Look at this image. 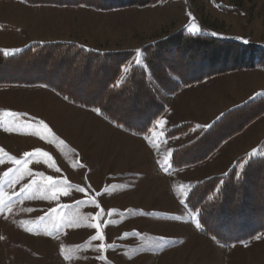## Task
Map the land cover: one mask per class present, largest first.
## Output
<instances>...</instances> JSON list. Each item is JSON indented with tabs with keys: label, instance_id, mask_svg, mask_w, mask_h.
I'll list each match as a JSON object with an SVG mask.
<instances>
[{
	"label": "rangeland",
	"instance_id": "rangeland-1",
	"mask_svg": "<svg viewBox=\"0 0 264 264\" xmlns=\"http://www.w3.org/2000/svg\"><path fill=\"white\" fill-rule=\"evenodd\" d=\"M223 1L237 8L227 10L229 16L198 9L206 22L236 34L223 38L264 45V0ZM30 5L0 0V52L14 53L39 39L123 51L127 45L140 46L177 32L175 18L145 6L117 8L101 18L93 10L78 16L75 5ZM21 13L39 23L26 25ZM97 27L102 28L98 34L93 31ZM246 72L251 71H225L219 74L227 75L210 80L207 88L187 90L172 100L173 119L163 123L159 115L142 135L116 127L98 110L76 106L46 86L0 85V264H264V231L239 243L221 244L200 232L196 215L184 203L197 180L224 174L235 164L236 159L229 164L233 147L221 145L197 164L172 168L171 151L201 132L194 137L182 133V140L162 133L187 114L210 119L221 111L229 94L220 92L206 100L201 97L207 89L216 92L231 81L229 104L248 96L257 86ZM152 86L162 101V91ZM193 98L200 103L195 112L181 114L180 106L186 110ZM204 102L212 109L202 106ZM140 140L150 145V154Z\"/></svg>",
	"mask_w": 264,
	"mask_h": 264
},
{
	"label": "trees",
	"instance_id": "trees-1",
	"mask_svg": "<svg viewBox=\"0 0 264 264\" xmlns=\"http://www.w3.org/2000/svg\"><path fill=\"white\" fill-rule=\"evenodd\" d=\"M164 1L23 0L31 5H83L98 10ZM140 52L143 65L130 67L120 79L122 66L134 55L133 50L100 52L69 41L33 42L11 54L0 52V85L46 86L76 106L98 110L116 127L142 135L165 111L152 83L162 92L174 94L185 85L225 71L264 70L263 44L206 33L179 30L142 46ZM222 113L196 138L171 151L172 168L207 159L264 115V93ZM192 125L183 122L170 127L166 136L185 133ZM186 193L185 206L196 215L200 232L221 244L251 239L264 231V154L241 156L224 174L197 180Z\"/></svg>",
	"mask_w": 264,
	"mask_h": 264
},
{
	"label": "crops",
	"instance_id": "crops-1",
	"mask_svg": "<svg viewBox=\"0 0 264 264\" xmlns=\"http://www.w3.org/2000/svg\"><path fill=\"white\" fill-rule=\"evenodd\" d=\"M197 3L198 4L196 5V0H165L163 3H157L154 5L145 6V8H151V9H153V11L156 10L157 12H160V13H162V11H166L165 14L170 16L169 19L175 18L177 21V25H175L174 31L184 30L185 32H189L192 34H200V33L205 34L206 33V34L216 36V37H221V38H223V36L228 37V35L234 34V32H231L232 34L230 32H228L229 29L223 30V29L216 27L215 26L216 24L206 22L205 18L203 17V14H200V11L198 9L204 10L205 12H209V13L212 12V13L217 14V15H227V13H230V11H227V10H230L231 8H237L235 5L228 3L227 1H223V0H200V1H197ZM30 7H32V8L38 7L41 9L61 8V6H59V5H46V4L30 5ZM63 7H67V6L65 5ZM68 8H70V7H68ZM75 9H77L76 15H78V14L87 15L88 13H91L89 10H93V11H95L94 14H96V15L100 14V16L102 18L103 12L112 14L113 12H111V11L116 10L117 8L116 9H110L107 11H103V10H96L95 8L88 7V6L76 5ZM240 14L245 16L244 12L241 13V11H240ZM227 16H229V15H227ZM19 17L22 21L25 22L26 25L29 24L30 26H34V24L37 25L39 23V22L35 23V21L32 20V17L28 16L25 13H21V15ZM37 19L40 20V18H37ZM169 19H167L166 21H168ZM99 20L101 21L102 19H99ZM228 20L231 21V19H228ZM115 23H117V21H115ZM59 26L61 28L62 25H59ZM227 26L228 25H226V28H228ZM42 29H44V28H42ZM99 29H102V28L97 27V28H94L93 31L96 32V30L98 31ZM106 29H107V33H111L110 29H108V28H106ZM32 30L34 31L35 29H32ZM234 35H236V34H234ZM155 40L156 39L153 38V40L151 39L146 43L140 44V46H139V44L137 46H135L133 44L125 46L127 49L125 48L123 50H126V51L127 50H133L136 53L125 64H123L122 71H121V74L119 77L120 79H123V77H125L128 74V71H129L130 67L133 66V64L140 65L142 63V55L140 52H138V51H140V48L142 46L148 44V43L154 42ZM32 41L34 43L35 42H49V41H52V39H45V40L39 39V40H35V41L32 40ZM53 41H60V42L61 41H69V42L77 43L78 45L83 46L87 50L91 49V50H96V51H100V52L105 51V50H102V49L97 48L95 46H91V45L85 44L83 42H78V41H73V40H67V39L57 40L56 39ZM260 43L263 44L262 42H260ZM137 60H139L140 62L137 63ZM242 71H251V72H246V73H249L248 78L252 79L254 81L253 83L257 86V88L255 90H253L252 92H250V94L248 96H246L245 98H243L239 102L233 101L231 104H229V96H231L233 93L232 87H231L232 84L228 85V83H232L231 81L227 82L226 85L221 86L220 88L217 87L216 92L213 90L207 89L205 91V94L201 97V98H204L206 100H208V99L211 100L212 98H215L216 95H218V97H219L220 92L223 94H225V93L229 94V96L226 99H224L221 103V105L223 106L221 111L215 113V115L212 116L210 119L207 118V116L205 118V116H202V114L200 115V118L197 117V114L196 115L187 114L191 110L195 112L196 108L200 104L199 102L194 101L195 98H193V100L188 101L189 106L186 108V110H184L185 106H183V105L180 106V108H179V111L181 114H187L188 115L187 118L175 121V123H171L170 126L173 127V126H176L182 122H191L193 124L192 127H190L191 129L188 130L187 132H185V134L184 133L183 134L186 137H188V136L194 137V134L195 135L199 134L204 129H206L207 126L210 125L219 115H221L222 112H224V111H226L232 107L234 108V106H237V105L243 103L248 98H253V97H256V96L264 93V70H262L260 68H255V69H250V70L245 69ZM229 73H232V72H229ZM225 75H227V73H224V75H220V74L214 75V76L205 78L199 82H194V83H191L189 85H185V86L181 87V89L174 94H166V93L162 92V103H164V105H165V111L161 115L162 116V122L166 123V122L173 119L172 115L175 113L176 107L174 105V102H172V100L178 101L179 95L184 96L183 93H185L187 90H191L190 92H193L198 87H201V88L206 87L207 88L209 86L207 83L210 80L216 79V78H219L220 76H225ZM245 75L246 74H244L243 77ZM252 75L253 76L255 75V77H252ZM258 75L262 76V77H258ZM236 77L237 76H235V77L232 76L231 78L234 79ZM245 78H246V76H245ZM226 81H228V80L226 79ZM201 98L199 97L197 99H201ZM201 105L202 106H204V105L210 106V110L212 109V105L211 104L209 105L208 102H204ZM208 113H206V114H208ZM170 126L167 127V125H166L164 128H162V133H164V132L166 133V131L170 128ZM193 130H196V131H193ZM183 134L177 135L178 137L177 136L170 137V139H180ZM246 138L247 139L250 138L251 142L249 144L245 143L246 141L245 142L243 141V139H246ZM263 139H264V115H262L260 118L256 119L252 123L246 125V127L241 132H239L235 136L229 138L225 143L222 144V146L227 145V147H226L227 150L229 147L230 148L233 147V149L235 150L234 151L235 154H232V155L230 154L231 158H230L229 164H232L235 159H237L241 156H244L246 154L252 155V156L263 155L264 154V143H262ZM180 140H182V139H180ZM140 141H142L141 143L143 145H145L146 148H144V149L147 150L148 153L150 154V150H151L150 145L148 143H145L144 140H140ZM184 141L185 140H183L182 142H184ZM178 145L179 144H177L176 147ZM244 145H245V147H244ZM241 146H242V149H236V148H239ZM221 147L219 149H221ZM141 149H139V153L143 152L142 151L143 149L142 150ZM169 152L170 151L167 150L166 154ZM167 157H168V155L166 156V159H167ZM209 160H210V158H209ZM226 170H228V169H225L223 172H225ZM216 175H218V174H216Z\"/></svg>",
	"mask_w": 264,
	"mask_h": 264
},
{
	"label": "snow or ice",
	"instance_id": "snow-or-ice-1",
	"mask_svg": "<svg viewBox=\"0 0 264 264\" xmlns=\"http://www.w3.org/2000/svg\"><path fill=\"white\" fill-rule=\"evenodd\" d=\"M139 62H140V61H139V60H137V63H139ZM221 115H223V113H222ZM48 179H49V180H51V177H49ZM49 187H52V188H54V187H55V185H51V184H50V185H49ZM80 191H81V192H83V191H84V189H83V188H81V189H80ZM56 194H57L56 192H53V193H52V195H53V196H55ZM65 194H67V193H65ZM97 215H99V213H97ZM176 219H177V220H179V219H180V217H179V216H177V217H176ZM97 227H98V225H97ZM93 239H95V237H93Z\"/></svg>",
	"mask_w": 264,
	"mask_h": 264
}]
</instances>
